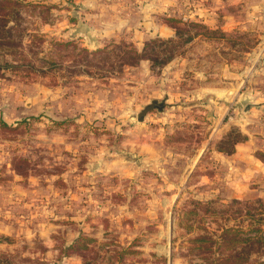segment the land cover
<instances>
[{"label": "rangeland", "instance_id": "1", "mask_svg": "<svg viewBox=\"0 0 264 264\" xmlns=\"http://www.w3.org/2000/svg\"><path fill=\"white\" fill-rule=\"evenodd\" d=\"M260 199L264 0H0V264H259Z\"/></svg>", "mask_w": 264, "mask_h": 264}, {"label": "trees", "instance_id": "2", "mask_svg": "<svg viewBox=\"0 0 264 264\" xmlns=\"http://www.w3.org/2000/svg\"><path fill=\"white\" fill-rule=\"evenodd\" d=\"M157 40L158 39H154L153 41H157ZM148 43L149 42H146L144 44L141 51L137 49H133V48L129 49L128 52L130 54V58L134 61V63L136 61H139V59L144 58L146 56V47L148 46ZM238 141H240V139H232L231 132H229L225 135L223 139L219 141V145L217 146L216 149L218 151L225 152V153L232 152L234 149V144ZM257 205L258 206H256L255 209L256 211H258V213H257V216H255L254 218V220L256 221V227L254 228V230L256 232L252 236L237 237L238 235L236 234L240 233L241 231L235 228L226 229L222 233V236H224L223 242L225 243L228 242L227 244L229 248L228 250L230 251V253L226 256V259L227 257L228 258L234 257L235 260L246 259L249 256V252H250L249 248L253 246L257 248L256 251L257 252L260 251V253H261V249L262 248L264 249V201L260 199ZM228 234H233L234 236H236V238L234 239V237L232 236L229 237ZM77 241L71 246L72 248H78L81 246V244L78 243ZM241 241H244V244H245L242 247V249L244 250L243 251L244 255H240L239 254L240 251L236 247V243H239ZM259 264H264V261H261Z\"/></svg>", "mask_w": 264, "mask_h": 264}, {"label": "water", "instance_id": "3", "mask_svg": "<svg viewBox=\"0 0 264 264\" xmlns=\"http://www.w3.org/2000/svg\"><path fill=\"white\" fill-rule=\"evenodd\" d=\"M165 102L162 101H151L149 104H147L139 113H137V119H141L145 113L153 108L162 109Z\"/></svg>", "mask_w": 264, "mask_h": 264}, {"label": "crops", "instance_id": "4", "mask_svg": "<svg viewBox=\"0 0 264 264\" xmlns=\"http://www.w3.org/2000/svg\"><path fill=\"white\" fill-rule=\"evenodd\" d=\"M201 14H203V16H208V15H210L211 14V11L210 10H206V11H203V13H201ZM208 19L207 18H205V21H207ZM207 144L205 143V146H206ZM204 146V147H205Z\"/></svg>", "mask_w": 264, "mask_h": 264}]
</instances>
